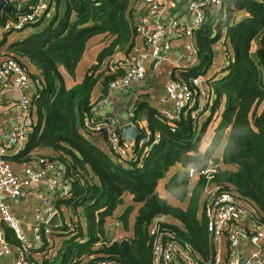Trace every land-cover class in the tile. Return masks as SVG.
I'll return each instance as SVG.
<instances>
[{
  "label": "trees",
  "instance_id": "16d2710c",
  "mask_svg": "<svg viewBox=\"0 0 264 264\" xmlns=\"http://www.w3.org/2000/svg\"><path fill=\"white\" fill-rule=\"evenodd\" d=\"M137 1L63 0L62 12L56 7L46 20V11L32 24L38 26L45 20L39 30L7 46V55L25 67L36 86L29 112L35 120L24 151L12 158L27 162L44 157L61 168L68 185L66 195L55 202L60 225L53 228L64 238L55 256L43 259L42 264H92L98 260L152 264L148 231L161 215L168 219L162 228L207 257L210 249L200 209L207 178L197 175L192 184L186 170H176L164 184L169 199L157 191L158 183L177 165L212 168L210 182L254 208L264 221V0H225L221 8L206 13L194 32L198 64L173 71L172 78L188 81L206 76L217 53L221 55L217 74L205 78L211 97L203 110L196 103L182 110L174 121L140 103L133 120L146 108L151 143L140 161L118 162L81 135L83 113L92 107L95 87L100 83L105 89L109 81L123 74L120 65L111 72L110 59L118 51L127 55L134 49L133 10ZM173 1L177 11L185 14L190 0ZM59 3L56 0L57 6ZM240 10L247 16L236 20ZM16 13L2 11L0 23ZM97 35H104L106 43L95 63L85 69L80 83L66 88L59 68L74 75L89 40ZM29 65L35 71H30ZM201 112L205 116L199 121L197 113ZM216 120L213 135L201 150L209 125ZM223 137L221 157L217 158L214 155ZM39 148L49 152L33 154ZM125 195L131 197V204L115 216ZM61 206L70 213L68 220ZM135 206L132 234L111 240L106 229L109 220L116 217L127 229ZM7 238L17 243L10 230ZM42 244L46 246V241Z\"/></svg>",
  "mask_w": 264,
  "mask_h": 264
},
{
  "label": "built area",
  "instance_id": "2783aa9c",
  "mask_svg": "<svg viewBox=\"0 0 264 264\" xmlns=\"http://www.w3.org/2000/svg\"><path fill=\"white\" fill-rule=\"evenodd\" d=\"M225 0H190L187 5L189 20L182 22L171 12L175 8L173 0H138L133 28L143 40L144 47L130 54L122 62L123 74L107 83L100 97L93 102L89 112L83 113L81 135L101 136L106 140L108 153L124 164L140 161L150 148V131H142L135 140H124L119 129L121 124L113 114L95 113L109 104L119 89H128L141 83L147 76V63L164 58L171 52L172 41L185 38V55L194 63L198 59L194 42V32L203 24L207 12L222 7ZM16 6L26 3L22 12L14 18L0 23V41L14 31L36 23L53 5V0H8ZM48 15V14H47ZM46 15V16H47ZM158 62L156 64H158ZM205 79L201 76L183 79H170L164 83V96L160 97L159 113L167 121H174L180 112L194 105L196 96L209 100L210 93L204 87ZM17 91L19 96L10 100L6 108L19 111V121L12 122L6 129L0 130V257L16 255L13 264H41L31 258L30 251L43 246L48 221L59 212L55 202L64 197L68 185L63 178L61 168L44 157H33L21 162L19 170L14 169L6 156L21 154L27 143L28 127L24 124L29 117L32 87L25 67L15 58L0 51V93ZM123 125V124H122ZM140 127H143L140 125ZM138 148V153L135 149ZM189 178L201 175L207 178L202 193V215L205 218L210 253L203 257L193 247L182 241L162 224L167 222L164 215L157 217L149 226L151 237L152 264H264V221L257 217L254 208L239 201L229 192L210 182L212 168L197 170L190 166L186 169ZM34 185H46L49 192L42 196L45 213L36 209L32 237L29 241L22 231L19 220L13 215L11 205L6 199L17 200L24 189ZM64 206L60 209L63 210ZM66 211V209H64ZM64 212V211H63ZM117 220L115 225H120ZM7 230L12 232L17 243L7 238ZM227 251H221V243ZM242 255L238 251L243 250ZM92 264H117L109 260H98Z\"/></svg>",
  "mask_w": 264,
  "mask_h": 264
},
{
  "label": "crops",
  "instance_id": "0c3cea01",
  "mask_svg": "<svg viewBox=\"0 0 264 264\" xmlns=\"http://www.w3.org/2000/svg\"><path fill=\"white\" fill-rule=\"evenodd\" d=\"M55 3L56 0H53V5L51 6L50 11L51 10L55 11L56 7H58V10L62 12L64 8L63 0H60L58 6ZM134 8H136V4ZM177 8L179 7H175L172 10L171 17L172 15L173 16L175 15L182 22L187 23L189 20V13L187 7L185 8L186 11L185 14L179 13L177 11ZM134 11L135 9L133 10V17H134ZM137 16L138 14H136L135 11V19ZM246 16H247L246 11L240 10L236 12L235 19L238 20ZM39 27L40 26L37 25H30L24 30L16 32L17 35L13 34L15 31L12 32L11 34L6 35L5 42L3 44H0V51L6 52L8 44H10L13 41L19 40L30 33L36 32L37 30L40 29ZM105 40L106 38L104 37V35H97L93 37L91 40H89L87 49L84 52L82 59L78 63L74 75H70L63 67L59 68L66 88H71L82 81L85 69L89 65L95 63V59L98 52L106 43ZM186 41L187 39L185 38L174 39L172 41L171 52L164 54V58L160 59L159 62L157 61L158 64H156L157 63L156 62L152 68L151 63L154 60L147 63V76L141 83L134 85L128 89L117 90L114 99L109 104L104 105L102 108L97 109L95 113H97L98 116L102 114H113L121 125L125 123H132L134 126H136L138 133H140V131L143 132L149 131L145 117L146 108H142V110L139 111L140 118L133 120V117H135V110L141 106V105L139 106L140 103H143L144 105H147V107L154 108L159 112L160 105L158 103V100L160 99V97L164 96L165 94L164 83H166L170 79H174L172 78L173 71H176L179 68L198 64V59L196 62L192 63L185 55L186 53L184 50V44ZM143 43H144L143 40L136 34L135 45L132 53L143 49L144 47ZM132 53H128L127 55L123 51H118L117 53H115V55L109 61L111 72L115 71L117 65L122 66V63L119 64V62L124 61V59H126V57H128ZM217 56L218 54L215 53V61L217 62L214 61L215 64L208 71L206 76H203L204 79L207 76L211 75L213 77L214 75L217 74L218 59L220 58L219 56L217 58ZM29 70L35 71V68L29 65ZM32 83L33 82L31 81V85ZM205 83H204V87L207 89V85ZM33 85L35 86L34 83ZM35 90L32 87V92ZM103 90H104L103 86L100 83H98V85L95 87L93 91V96L91 101L95 102L100 97ZM18 96L19 93L17 91L0 93V130L9 127L12 122L19 121V114H20L19 111L17 109L6 108L7 103ZM207 102L208 100H205L203 97L197 95L195 98L194 105H196L197 103L199 109L203 110L206 105L205 103ZM201 113L203 114L204 112ZM27 118L31 119V123L29 126L26 125ZM27 118L25 119L24 124L28 127V131H29L32 122L35 120V116L32 115ZM217 121L218 120L213 121L209 125L207 134L205 135V138L203 139L202 142L201 150H203L210 141ZM140 125L143 127H140ZM86 140L94 144L99 149L108 152L107 143L103 137L88 136L86 137ZM223 143H224V137L222 139L220 147H218V149L215 152L214 156H216L217 158L221 157V150ZM48 152L49 150L39 148V149H35L33 151V154H37V153L46 154ZM12 157L13 156H6L5 158H7L9 161L12 162V166L14 167V169L19 170L21 168V162L19 161L17 162L13 160ZM186 169L187 168L184 169L180 165H177L171 169L170 173L167 174L165 179L161 180L158 183L157 191L161 197L166 199H169L170 197L164 189V184L166 180L176 170H186ZM195 177H197V175L191 178L192 184L195 183ZM46 192H49V189L46 188V185H34L31 188L24 189L19 199L17 200L6 199V202L11 205L13 215L19 220L22 231L24 232L28 240L32 237V228H33L34 218L36 215V209H39V211L43 214L45 213V208L42 203V196ZM200 203L202 204V195H201ZM129 204H131V197L129 195H125L123 198V203L115 209L114 215L115 216L120 215L123 209L126 208V206H128ZM201 204H200V208H202ZM62 208H63L62 211L66 212L67 214L66 220H68L69 219L68 216L70 213L68 214V212L64 210L65 207ZM134 214H136V212H134L133 210V213H131V220L128 223L127 229H125L122 224L118 226L115 225L118 218L115 217L114 219L109 220V223L107 224L108 227L106 229L108 236L110 237L111 240H119L122 239L123 237H127L132 234V223H133L132 217H134ZM70 216L71 218L72 217L74 218L73 215ZM169 220H171L170 222H174L172 221L173 219L171 218H169ZM54 231L55 230L53 228L52 229L49 228V231L45 233L46 238L44 240L46 241V246H41L38 250L30 251L31 258L33 260L42 264L43 259L51 258L55 256V254L58 251L59 245H57L58 247L56 246ZM58 237L60 238V242L63 241L64 238L63 236L60 235ZM207 241H208V237H207ZM50 243L52 244L51 247H50ZM220 247H221V251L223 252L227 251V248L224 246V242L223 244L221 243ZM242 248L243 250L238 251V253L244 255L245 253L244 244L242 245ZM14 259H15L14 256L0 257V264H13Z\"/></svg>",
  "mask_w": 264,
  "mask_h": 264
},
{
  "label": "water",
  "instance_id": "95a60500",
  "mask_svg": "<svg viewBox=\"0 0 264 264\" xmlns=\"http://www.w3.org/2000/svg\"><path fill=\"white\" fill-rule=\"evenodd\" d=\"M26 5H27L26 3H21L16 6L15 4L8 2V0H0V13H2V11H7L9 13H15L17 11L22 12L25 10ZM157 61L158 59H154V61H152L151 63L152 68ZM31 86L33 87L34 90L36 89L33 83ZM30 123H31V119L27 118L26 125L29 126ZM119 133L124 140H128V141L135 140L139 137L137 128L132 123H125L121 125L119 129ZM48 225H50L53 228L58 227L60 225L59 215L55 214L54 216H52L48 221ZM14 257H16L15 254Z\"/></svg>",
  "mask_w": 264,
  "mask_h": 264
},
{
  "label": "rangeland",
  "instance_id": "374dc122",
  "mask_svg": "<svg viewBox=\"0 0 264 264\" xmlns=\"http://www.w3.org/2000/svg\"><path fill=\"white\" fill-rule=\"evenodd\" d=\"M175 7H176V5H175ZM53 12H54V11L51 10V11L48 13L47 17H45L46 20L49 19V18L52 16ZM44 23H45V20L43 21V23H41L40 25H38V26H40L39 28H41V27L44 25ZM27 27H28V26H27ZM27 27H25V28H27ZM31 27H32V26H31ZM16 32H18V31H15L13 34H14V35H17ZM20 33H21V32H20ZM219 57L221 58V55H220ZM223 58H224V57H222V59H223ZM122 62H123V61L119 62V64H121ZM204 116H205V114H199V113H197V117H198L199 121H201V120L203 119ZM137 209H138V206H135L134 212H136ZM200 209L202 210V208H200ZM63 214L67 216L66 212H63ZM68 214H69V213H68ZM54 234H55V243H56V246H57V245H59V243H60V238H59L58 236H60V235L62 234V232L59 231V230H55V231H54ZM29 240H31V238H30ZM51 246H52V244L50 243V247H51ZM57 247H58V246H57ZM58 249H59V248H58Z\"/></svg>",
  "mask_w": 264,
  "mask_h": 264
}]
</instances>
